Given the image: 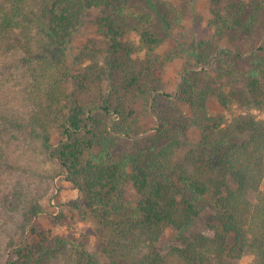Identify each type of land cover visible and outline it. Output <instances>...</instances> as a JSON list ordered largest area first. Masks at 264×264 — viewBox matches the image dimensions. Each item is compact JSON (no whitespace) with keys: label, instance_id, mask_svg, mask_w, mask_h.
<instances>
[{"label":"trees","instance_id":"trees-1","mask_svg":"<svg viewBox=\"0 0 264 264\" xmlns=\"http://www.w3.org/2000/svg\"><path fill=\"white\" fill-rule=\"evenodd\" d=\"M192 1L0 0V264H264V0H208V38L159 51ZM61 175L91 244L34 224Z\"/></svg>","mask_w":264,"mask_h":264},{"label":"rangeland","instance_id":"rangeland-1","mask_svg":"<svg viewBox=\"0 0 264 264\" xmlns=\"http://www.w3.org/2000/svg\"><path fill=\"white\" fill-rule=\"evenodd\" d=\"M173 2L174 0H168ZM207 1L208 0H193L191 5L188 6L187 16L185 21L182 23V27L178 30H174L173 34L169 39L165 41L159 51L166 52L179 42L180 35H183V40H180V44L183 43L189 45V41L192 38L196 40H201L208 38L210 35V30L206 26L207 17ZM99 15L96 11H88L84 19V24L80 28L79 32L74 36L69 44V54L74 55L79 49L81 43L85 40L87 36H92V25L91 22ZM128 39L132 40L137 44V38L132 35ZM185 41V42H184ZM264 42V37L259 40L257 48ZM182 49V48H181ZM187 49L183 47V51ZM187 52L186 50L182 52V58H175L170 64H168L163 72L162 80L165 84V90L169 93L175 91V85L179 82L180 74L182 72L184 63H186ZM258 119L264 120V112H253ZM228 118L229 115L225 114ZM188 141L190 145H194L197 141V136L190 132L188 134ZM264 182V180H263ZM48 187V192L46 197L41 201L43 211L38 214L34 221L35 226H40L44 231H49L53 235L69 236L72 234L75 237L85 236L88 239V244L92 243V230L93 224L90 220H82L76 211L72 209L70 203L76 201L79 194L76 190L72 188L70 183L65 180V176L61 175L54 180H52ZM131 197L130 192L125 193V199L128 200ZM62 215V220L58 223H54L52 218ZM7 221L0 220V227L5 225ZM168 231L161 237L160 246L162 249H167L172 245L176 244L175 234ZM185 235H189V231L184 232ZM253 257L249 255L242 256L239 259L229 261L227 264H251Z\"/></svg>","mask_w":264,"mask_h":264}]
</instances>
